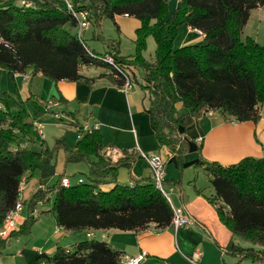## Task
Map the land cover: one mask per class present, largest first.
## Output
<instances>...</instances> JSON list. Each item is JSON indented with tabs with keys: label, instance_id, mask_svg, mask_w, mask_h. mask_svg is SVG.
Listing matches in <instances>:
<instances>
[{
	"label": "trees",
	"instance_id": "trees-1",
	"mask_svg": "<svg viewBox=\"0 0 264 264\" xmlns=\"http://www.w3.org/2000/svg\"><path fill=\"white\" fill-rule=\"evenodd\" d=\"M21 1L0 0V69L11 76L41 73L56 82H91L80 68L92 65L109 70L107 75L117 86L127 79L139 84L159 145L176 157L179 167L186 141L180 130L178 104L184 115L195 118L209 109L241 122L260 117L264 43L250 36L243 39L242 33L251 11L264 6V0H181L170 17L167 0H73L78 11L89 12L91 24L125 14L138 19L141 24L135 31L136 53L132 57L120 55L116 42L114 49L105 53L88 47L82 37L72 33L77 20L63 0H24L28 5ZM184 24L202 31L204 42L175 49L178 29ZM150 36L156 42L152 60L143 56ZM139 69L141 81L136 76ZM50 107L38 95L22 99L17 92L16 96L0 92V229L19 201L23 180L38 177L43 184L42 172L54 168L60 149L65 151L67 163H90L89 181L63 186L59 177L54 184L40 188L25 204L28 216L24 222L9 237L0 238V255L12 238L31 233L39 203L49 205L47 212L56 225L70 232H138L150 224L159 228L171 224L172 207L153 180L101 188L105 177L115 174L121 165H130L137 155H126L117 162L101 156L105 144L99 129L90 126L74 146L64 139L49 145L36 123L51 112ZM65 115L79 127V110ZM205 170L215 190L211 201L221 221L249 244L231 243L229 252L253 263L264 262V158L248 156L231 165L206 163ZM122 256L112 244L87 238L71 247L59 245L50 254L41 252L32 264H121Z\"/></svg>",
	"mask_w": 264,
	"mask_h": 264
},
{
	"label": "crops",
	"instance_id": "crops-1",
	"mask_svg": "<svg viewBox=\"0 0 264 264\" xmlns=\"http://www.w3.org/2000/svg\"><path fill=\"white\" fill-rule=\"evenodd\" d=\"M167 2L170 17L181 6V0ZM122 17L132 21V35L136 38L135 31L141 22L126 14L117 15L115 20L120 25V31L124 30L120 20ZM179 37L181 46L204 42L198 30L187 24L179 27ZM80 73L91 78V82H56L41 73H16L11 76L6 70L0 69V92L7 91L13 96L17 92L22 99L38 95L50 103L51 112L38 120H43L40 123L49 127L47 133L43 129L41 132L49 145L56 139H64L68 145L74 146L86 131L85 128L94 126L102 133L105 148L124 150V157L136 154L130 165H121L115 174L104 178L102 189H109L115 183L132 185L136 181H152L149 164L140 156V152L160 155L165 161V188L171 203L175 207H183L191 217V223L177 230L171 224L165 228L150 224L147 229L138 232L92 230L93 238L119 248L123 256H135L146 251L147 256L140 264L253 263L252 260H243L242 255L229 252L228 246L231 243L241 246L249 244H244L242 239L233 235L221 221L217 206L211 201L215 190L205 167L206 163L211 162L231 165L248 156L264 158V102L260 105L258 120L242 122L214 109L212 114L205 112L201 118L184 115L182 105L178 104V112L182 114L180 130L186 141L183 164L179 167L176 157L159 145L149 113L145 109V93L138 84L132 83L131 88L125 90L108 77L109 70L98 66H81ZM59 97L63 100H57ZM75 110H79L76 119L79 127L72 125L75 120L65 115ZM90 169L91 165L86 161L67 163L65 151L60 149L54 168L42 172L43 184L38 177L23 180L19 200L25 205L40 188L54 184L59 177H68L71 181V176L78 175V181H84L82 177L89 176ZM48 209V206L40 209L34 226L36 228H32L29 236L31 241L13 238V245L7 246L0 255V264H32L41 252L53 253L59 245L69 247L65 241L71 238L72 232L57 226L47 212ZM27 216L25 208L21 223ZM89 231L79 235V241L90 238ZM188 258H195L196 263Z\"/></svg>",
	"mask_w": 264,
	"mask_h": 264
},
{
	"label": "rangeland",
	"instance_id": "rangeland-1",
	"mask_svg": "<svg viewBox=\"0 0 264 264\" xmlns=\"http://www.w3.org/2000/svg\"><path fill=\"white\" fill-rule=\"evenodd\" d=\"M120 20H122V24L124 25V30H121V31L119 30L120 25L117 23V21L115 19L112 20L110 18L103 17L100 20L99 24L92 21V24H90V26L83 31L82 39L85 41V43L87 44L88 47H90L91 49H93L94 51L99 52V53H105L106 51L113 50L114 49L113 43L116 42V43H118L117 49H118L120 55L126 56V57H132L136 53L135 38L132 35L133 31H134V29L132 27V21L130 19H127L124 17L120 18ZM72 33L78 35L79 29L77 27L73 28ZM248 36L254 38L260 44L264 43V6L258 7V8L253 9L251 11V16H250L246 26L243 29L242 38L246 39ZM180 38L181 37L178 38V34H177V37L174 41V48L175 49L182 47L181 45H179ZM155 50H156L155 39L152 36H150L147 39V47H146L145 51L143 52V56L148 60H152L155 56ZM136 76L138 78V81H141V79H142L141 78L142 77V70L141 69L137 70ZM40 122H43V120H41ZM47 128H49V127L47 126ZM47 128L43 126V130L46 133H47ZM102 151H101V154H102ZM101 156H103V155H101ZM106 158H108V157H106ZM82 178L84 179V181H89V176H87V175H83ZM70 179H71L72 184H76L78 179H79V176L74 175V176H71ZM46 181H47V183L49 182L48 180H46ZM26 205H27V203H26ZM43 206H45L47 208V206H49V205H46V204L45 205L44 204L38 205L36 212L34 214L38 218H39L40 209ZM37 221H38V219L34 223L33 227L36 225ZM34 228H36V227H34ZM31 232H32V229H31ZM82 233H84V231L83 232L82 231L72 232L71 238L67 239L65 241V245L70 247V246H72V243L78 242L79 241V235H82ZM30 235H31V233L28 235H21L19 238H22L23 240L25 239L26 241H28V240H30L29 239ZM11 240L7 245L8 247L13 245V242L15 241V240H13V241H11ZM243 243L247 244L245 242H243ZM255 247H259V246L255 245Z\"/></svg>",
	"mask_w": 264,
	"mask_h": 264
},
{
	"label": "built area",
	"instance_id": "built-area-1",
	"mask_svg": "<svg viewBox=\"0 0 264 264\" xmlns=\"http://www.w3.org/2000/svg\"><path fill=\"white\" fill-rule=\"evenodd\" d=\"M22 5H28V2L22 0ZM64 7L75 17L77 20V28L79 29V37H82V33L85 29H87L90 26V14L88 11H78L75 8V5L72 0H63ZM199 34L203 37L205 36L204 33L200 30H198ZM109 61H112L111 58H109ZM132 86V83H130L129 79H127L126 83L123 85V88L125 90H129ZM207 114H212V109H209L206 111ZM40 133L42 132L43 125L41 123H36ZM89 127H86L85 130H87ZM42 134V133H41ZM125 151L121 150L119 148L114 147H107L102 151V155L105 157H108L111 161L117 162L120 160V158L124 157ZM140 156L147 160L150 170L152 172L153 182L157 189H159L168 202L170 203L172 210H173V218L171 221V225L177 230L183 226L188 225L191 223V217L187 213V211L183 207H175L171 203V199L168 195V192L165 188V161L163 158L158 154L149 155L143 152H140ZM82 180H79L78 182H81ZM61 183L63 186H69L71 184V181L68 177H63L61 180ZM25 209V205L19 200L15 207L10 210L6 218L4 220L3 227L0 229V238H7L10 236V233L12 230L17 229L19 225L21 224L22 212ZM91 229L88 232V237L93 238L94 233ZM147 256L146 251H142L141 253L135 255V256H122L121 258V264H140ZM192 263H196L195 258H188ZM200 264V263H199ZM247 264H264L262 263H247Z\"/></svg>",
	"mask_w": 264,
	"mask_h": 264
}]
</instances>
